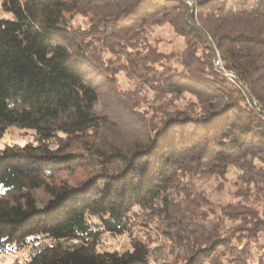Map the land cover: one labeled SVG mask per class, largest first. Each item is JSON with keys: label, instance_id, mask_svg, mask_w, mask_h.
<instances>
[{"label": "trees", "instance_id": "1", "mask_svg": "<svg viewBox=\"0 0 264 264\" xmlns=\"http://www.w3.org/2000/svg\"><path fill=\"white\" fill-rule=\"evenodd\" d=\"M194 1L2 0L13 17L0 18V142L12 128L34 136L0 148V255L148 264L136 237L98 250L135 219L177 244L174 264H264V215L243 201L218 212L193 185L234 173L240 195L264 200V0ZM164 27L184 41L183 69L149 41ZM209 39L241 87L214 71ZM121 73L196 103L148 119L119 93L129 115L104 113L101 88L116 91Z\"/></svg>", "mask_w": 264, "mask_h": 264}, {"label": "rangeland", "instance_id": "2", "mask_svg": "<svg viewBox=\"0 0 264 264\" xmlns=\"http://www.w3.org/2000/svg\"><path fill=\"white\" fill-rule=\"evenodd\" d=\"M186 1L188 3H192V5H195L194 0ZM12 17L13 16L11 13L4 11L2 7V0H0V18L12 19ZM73 24L75 27H82V29H86L88 27L87 20L81 16H75L73 18ZM149 41L162 52L168 54L174 53L178 58L177 62L183 64H181L180 69L184 68V64L192 63L189 54H187L185 51L184 41L177 37L173 30H171L169 27L154 29V31L149 35ZM207 46L213 50L215 57L218 55L221 56L214 40L209 39ZM201 53L202 52H199L198 54L201 55ZM214 71L218 72L215 68ZM116 88V91L112 90L110 87L101 88L103 97L100 99L98 105L99 110H102L104 113H116L117 115L119 113H126V109L121 104V102L124 103V100L126 99L134 103L136 111L143 113V116H147L148 119H156L167 112L172 113L178 110L188 109L190 106L195 105L196 103V99L190 94H186L183 97L159 96L155 91L146 85H137L136 82L132 79H129L125 73L118 75ZM119 93L125 99L122 98L120 100L116 95ZM257 104L258 102L254 101L251 106H256ZM257 109L260 110V107H257ZM126 114L129 115V113ZM124 123L132 126L127 121ZM129 130L130 129L127 127H122L120 130L115 132V134L127 136ZM33 136L34 132L32 131H24L12 128L8 131L4 140L0 142V148H3L6 144H26L33 139ZM236 180V174L232 173L223 185H221V180L217 177L198 178L193 181V185L205 194L208 202H212L214 206L220 208L218 209V212H220V210L222 212V209L228 207L231 204H235L238 201H243L245 204L252 205L253 208L260 212V214L263 216L264 200H262V198L256 193L252 194V192L248 196L240 195V191H238L239 188L236 185ZM134 221L136 226L125 234H105L102 236L98 244V250L101 252H124L130 250L132 238L136 237L139 240L148 243L150 246L148 264H174L176 254L178 251H180V248H178L177 244L173 240L163 236L154 225L144 222L140 223V221L135 219ZM235 224L236 223H234V225ZM226 225L227 229H231L233 227V223L230 221H227ZM255 253L257 254V251H255ZM27 256V252L17 256L0 255V264H21L25 261Z\"/></svg>", "mask_w": 264, "mask_h": 264}, {"label": "built area", "instance_id": "3", "mask_svg": "<svg viewBox=\"0 0 264 264\" xmlns=\"http://www.w3.org/2000/svg\"><path fill=\"white\" fill-rule=\"evenodd\" d=\"M192 4V3H189ZM214 68L222 75H224L230 82L234 83L236 86L241 87L242 83L239 81L238 76L229 69L226 68L225 62L221 56H217L214 59Z\"/></svg>", "mask_w": 264, "mask_h": 264}]
</instances>
